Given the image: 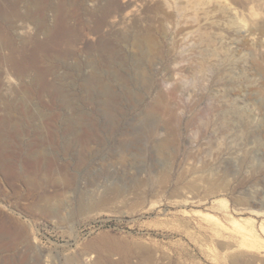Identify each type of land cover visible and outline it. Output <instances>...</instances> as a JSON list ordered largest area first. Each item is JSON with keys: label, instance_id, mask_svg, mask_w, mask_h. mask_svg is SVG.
<instances>
[{"label": "rangeland", "instance_id": "1", "mask_svg": "<svg viewBox=\"0 0 264 264\" xmlns=\"http://www.w3.org/2000/svg\"><path fill=\"white\" fill-rule=\"evenodd\" d=\"M32 1L0 0V264H264V0Z\"/></svg>", "mask_w": 264, "mask_h": 264}, {"label": "bare ground", "instance_id": "2", "mask_svg": "<svg viewBox=\"0 0 264 264\" xmlns=\"http://www.w3.org/2000/svg\"><path fill=\"white\" fill-rule=\"evenodd\" d=\"M51 0H33L31 3H30V5H34L35 4V6L34 7H38L39 9H38V11H42V10H40V9H44V10H47L48 8V10H50V9H52V10H55V7H54V5L50 2ZM197 1V0H196ZM198 1H200L201 3L203 2L204 3V1L203 0H198ZM29 5V7H31ZM57 8V7H56ZM33 9V8H32ZM29 10H31V8L29 9ZM35 10H37V9H35ZM57 10V9H56ZM33 12H34V10H32ZM43 12V11H42ZM46 12V11H45ZM56 12V11H55ZM36 13V12H35ZM34 13V14H35ZM38 13V12H37ZM57 13H59V12H56V14ZM33 14V13H32ZM33 14V15H34ZM45 14V13H44ZM30 15V13H28L27 12V16H29ZM37 15H39V14H37ZM55 15V14H54ZM22 16V15H21ZM24 16V15H23ZM55 16H57V15H55ZM17 17V16H16ZM15 17V18H16ZM20 17V16H19ZM32 18L33 16H29L27 19H26V17H25V20H28L29 18ZM61 17V16H60ZM9 18V17H8ZM23 19H24V17H22ZM39 18V17H38ZM14 19V18H13ZM20 19H21V17H20ZM9 21L11 20V19H8ZM59 21L60 20H62V19H58ZM12 21V20H11ZM38 21H40V20H38ZM47 21V20H46ZM45 22V21H44ZM43 22V23H44ZM48 22V21H47ZM44 23V24H40V25H42V26H40L39 28V33L40 34H44V36L45 37H50L53 33H52V27H50V25L48 24V23ZM151 29V28H150ZM149 29V30H150ZM56 30V29H55ZM152 30V29H151ZM37 31V32H38ZM53 31H54V29H53ZM37 32H36V34H37ZM149 32V31H148ZM147 31H146V34H143V35H139V36H135L134 37V45L143 53V54H145V56H147L146 58H147V62H149V64H152L154 61H155V59H156V56H157V53H156V51H157V49L159 48L158 46H160L158 43L159 42H157L156 41V38L153 36V33H151V31H150V33H148ZM39 33H38V36H39ZM152 34V35H151ZM36 36V35H35ZM37 37V36H36ZM46 39V38H45ZM49 40H50V38H49ZM36 42L39 44L38 46H40L41 47V43L40 42H38L37 40H36ZM42 44L43 45H45V42L43 43L42 42ZM141 68V67H140ZM139 68V69H140ZM141 70V69H140ZM142 71H144V70H142ZM146 72V71H145ZM162 101H163V97H160V98H158V99H156L154 102H153V104H152V108L151 109H155L158 105H160L161 103H162ZM10 105H13V104H10ZM9 105V106H10ZM8 106V107H9ZM10 108V107H9ZM11 108H12V106H11ZM14 108V107H13ZM60 136V135H59ZM90 136V135H89ZM57 137V136H56ZM77 137V136H76ZM75 138V137H74ZM73 138V139H74ZM59 139V138H58ZM72 140V139H71ZM160 148H161V150L162 151H165L166 150V148H167V142L166 141H164L163 140V142H161L160 143ZM160 150V151H161ZM161 151V152H162ZM167 151V150H166ZM81 206L83 207L84 206V204H81ZM122 254L124 255V256H127L128 255V252L126 251V250H124V251H122ZM108 261V264H116V263H114V262H111L110 260H107ZM99 264V263H98Z\"/></svg>", "mask_w": 264, "mask_h": 264}]
</instances>
